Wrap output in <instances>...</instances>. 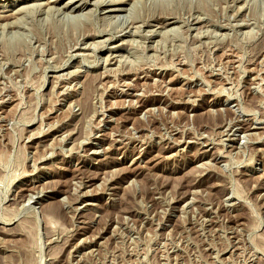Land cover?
<instances>
[{
    "label": "rangeland",
    "instance_id": "obj_1",
    "mask_svg": "<svg viewBox=\"0 0 264 264\" xmlns=\"http://www.w3.org/2000/svg\"><path fill=\"white\" fill-rule=\"evenodd\" d=\"M113 1L0 0V264H264V0Z\"/></svg>",
    "mask_w": 264,
    "mask_h": 264
},
{
    "label": "bare ground",
    "instance_id": "obj_2",
    "mask_svg": "<svg viewBox=\"0 0 264 264\" xmlns=\"http://www.w3.org/2000/svg\"><path fill=\"white\" fill-rule=\"evenodd\" d=\"M126 3H127V0H119V1H113V2H111V4L109 5L110 7H117L116 9H114V10H111V9H113V8H111L110 10H108V12L109 13H120V12H124L125 11V9H124V6L126 5ZM87 4H89V1H86V2H84V7L82 6L80 9H75V8H68V10H69V12H72V13H74V12H76V11H78V10H83L84 8H86V6H87ZM95 5H97V4H95ZM103 5V3H101L100 2V4H98V6H102ZM106 6V5H105ZM104 6V7H105ZM108 6V7H109ZM47 8H49V7H47ZM126 8V7H125ZM106 9H109V8H106ZM82 12V11H81ZM6 16H4L3 17V15L1 16V18H5ZM9 18V17H8ZM119 18V17H118ZM202 19V18H201ZM3 21H4V19H3ZM199 22V21H198ZM7 24V26H11L13 23L12 22H6ZM169 23H167V22H165L164 24H163V28H164V26H166V25H168ZM130 33V32H129ZM154 34V33H153ZM152 35V34H151ZM154 36V35H153ZM29 40V39H28ZM122 44H124V43H122ZM85 49V48H84ZM69 51V50H68ZM67 79V78H66ZM58 83V82H57ZM77 88V87H76ZM145 121V120H144ZM224 121V120H223ZM237 121V120H236ZM228 124H230V123H228ZM252 125V124H251ZM229 128V127H228ZM248 131H251V130H254V128H252V126H248V128H246ZM240 130H243L242 128H240ZM234 131V130H233ZM238 131H235L234 132V134L233 135H230V136H232V137H236V133H237ZM230 140H232V139H230ZM235 140V139H234ZM232 141V142H235V141ZM167 211V210H166ZM113 235V234H112Z\"/></svg>",
    "mask_w": 264,
    "mask_h": 264
}]
</instances>
